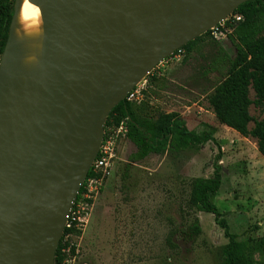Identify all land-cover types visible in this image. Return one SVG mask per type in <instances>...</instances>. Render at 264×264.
Wrapping results in <instances>:
<instances>
[{
  "label": "water",
  "instance_id": "1",
  "mask_svg": "<svg viewBox=\"0 0 264 264\" xmlns=\"http://www.w3.org/2000/svg\"><path fill=\"white\" fill-rule=\"evenodd\" d=\"M32 1L42 6L39 69L18 80V0L0 57V264H55L111 109L248 0Z\"/></svg>",
  "mask_w": 264,
  "mask_h": 264
},
{
  "label": "rangeland",
  "instance_id": "2",
  "mask_svg": "<svg viewBox=\"0 0 264 264\" xmlns=\"http://www.w3.org/2000/svg\"><path fill=\"white\" fill-rule=\"evenodd\" d=\"M217 52L233 57L235 51L227 36L203 33L186 60L155 69L160 74L154 79L147 75L143 99L133 104L141 116L175 112L191 133L214 141L131 162L135 147L124 139L94 202L76 264H223V230L212 214L188 204L192 182L211 177L217 159L221 184L210 201L237 240L264 236V158L253 138L217 122L204 97L219 76L213 68ZM249 112L256 120L264 117L253 105ZM196 222L200 232L191 235L188 228Z\"/></svg>",
  "mask_w": 264,
  "mask_h": 264
},
{
  "label": "trees",
  "instance_id": "3",
  "mask_svg": "<svg viewBox=\"0 0 264 264\" xmlns=\"http://www.w3.org/2000/svg\"><path fill=\"white\" fill-rule=\"evenodd\" d=\"M15 1L0 0V56L7 40ZM233 13L243 18L227 35L234 55L230 57L226 53H216L213 68L219 76L204 97L217 122L242 137L253 138L258 153L264 158V117L256 120L249 112L251 105L264 110V0H248ZM199 40L200 36L180 48L184 51V60L193 52ZM149 77L154 79L157 75ZM250 90L253 91V98L250 97ZM133 104L123 101L115 105L104 124L107 133L119 121L127 118L126 139L135 147L130 155L131 162H139L150 154L176 153L214 141L208 134L199 136L191 133L175 112L159 113L155 117L141 116ZM251 122L253 126L249 128ZM218 161L213 165L211 177L196 178L192 182L188 204L198 212L212 214L217 226L223 230L227 239L222 247L223 264H261L260 260L264 259V236L256 240H237L236 235L229 231L222 214L210 201V196L218 191L221 184ZM188 231L191 235L198 234V223L192 224ZM61 241L55 252V264H62L65 258ZM256 255L259 259L255 258Z\"/></svg>",
  "mask_w": 264,
  "mask_h": 264
},
{
  "label": "built area",
  "instance_id": "4",
  "mask_svg": "<svg viewBox=\"0 0 264 264\" xmlns=\"http://www.w3.org/2000/svg\"><path fill=\"white\" fill-rule=\"evenodd\" d=\"M242 20L243 18L241 15L232 13L208 30L210 36L217 40L226 39V36L232 32L235 25ZM183 57L184 51L182 49H177L160 62L150 72V75H159L160 73L154 71L155 69H160L159 67H163L164 64L170 62H180ZM148 84L146 76L126 94L124 101L139 104L143 99ZM126 120L127 118L119 121V123L112 127L107 133H105L104 130L103 139L97 155L72 202L71 208L65 216L63 233L60 238L62 239L61 251L65 255L62 264H76L78 260L80 255V242L90 222L94 202L99 193H101L107 177L111 174L118 160V144L120 141L126 139V134L128 132Z\"/></svg>",
  "mask_w": 264,
  "mask_h": 264
},
{
  "label": "bare ground",
  "instance_id": "5",
  "mask_svg": "<svg viewBox=\"0 0 264 264\" xmlns=\"http://www.w3.org/2000/svg\"><path fill=\"white\" fill-rule=\"evenodd\" d=\"M18 1L19 10L11 25V43L18 46L20 53L18 64L22 72L18 80L25 83L28 75L37 71L41 63L42 6L32 0Z\"/></svg>",
  "mask_w": 264,
  "mask_h": 264
},
{
  "label": "crops",
  "instance_id": "6",
  "mask_svg": "<svg viewBox=\"0 0 264 264\" xmlns=\"http://www.w3.org/2000/svg\"><path fill=\"white\" fill-rule=\"evenodd\" d=\"M122 141H123V140H122ZM122 141H120V143H121ZM120 143L118 144V153H119V145H120Z\"/></svg>",
  "mask_w": 264,
  "mask_h": 264
}]
</instances>
